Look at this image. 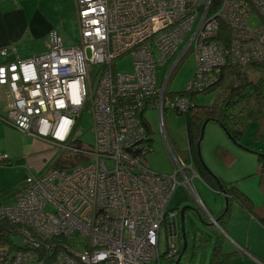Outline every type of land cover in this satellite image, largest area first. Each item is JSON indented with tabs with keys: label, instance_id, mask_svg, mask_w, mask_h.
I'll use <instances>...</instances> for the list:
<instances>
[{
	"label": "built area",
	"instance_id": "1",
	"mask_svg": "<svg viewBox=\"0 0 264 264\" xmlns=\"http://www.w3.org/2000/svg\"><path fill=\"white\" fill-rule=\"evenodd\" d=\"M76 8V44L51 31L44 52L0 64V85L12 99L1 119L85 155L84 164L31 174L12 203L0 202V221L19 225L20 242L29 246L0 245V264L175 263L180 212L170 202L178 185L193 189L200 176L174 149L164 123L166 109L186 113L192 102L167 86L188 53L196 66L185 92L210 89L227 64L264 61V0H76ZM253 15L261 18L257 26L248 22ZM11 51L17 49H0L3 56ZM127 54L133 70L119 71ZM149 107L160 109L172 173L147 163ZM86 113L94 135L87 147L75 138ZM8 159L0 155V165ZM41 247L49 256L40 255Z\"/></svg>",
	"mask_w": 264,
	"mask_h": 264
},
{
	"label": "rangeland",
	"instance_id": "2",
	"mask_svg": "<svg viewBox=\"0 0 264 264\" xmlns=\"http://www.w3.org/2000/svg\"><path fill=\"white\" fill-rule=\"evenodd\" d=\"M62 21V19L59 20V25L62 24ZM248 22L252 26H257L261 22V18L258 15H253L249 18ZM68 32L69 34L65 44L69 46L76 44L80 38L78 23L76 27L75 24L74 26L72 25ZM35 49L36 47H33L32 50ZM181 51L182 50H180L179 53ZM195 66V56L192 53H188L173 72L168 84V89L172 92L185 91L189 81L194 75ZM116 68L119 71H132V56L128 54L124 56L119 60ZM168 68L169 64L161 67L159 69V76L164 78ZM247 72L251 77L257 78L258 72L255 67L247 68ZM230 78H234V75L230 74ZM227 91L228 89L224 88L221 89L220 92L219 90H213L207 93H200L196 96L195 103L197 105H210L216 100L219 93L224 96L227 94ZM4 114L2 113V115ZM143 116L151 129L150 137L152 138L151 145L153 147L146 156L147 163L150 168L157 173H172L174 170L173 156L166 144L165 134L162 131L160 109L158 107H149L143 112ZM164 123L176 147L180 150L187 149L186 113H178L173 108L166 109L164 113ZM261 125L262 129L260 130ZM91 128L92 117L89 113H86L82 122L78 123L75 134V138L85 147L93 145L94 143V135ZM263 130L264 119H262L261 124L259 121L252 122L246 127L242 138L234 142L218 121L210 120L206 126L204 137L201 142L202 158L205 167L210 170L209 172L213 173L225 183H234L251 198L255 206L259 207L264 204V190L261 186L258 172L260 153L264 155V138L261 136L264 134L262 132ZM21 135L24 136L22 132ZM22 136L17 135V138L20 144L23 145L24 140ZM37 141L36 147L32 148L30 151V159L26 162L30 169L29 175H38L52 167H61V163L66 164L62 166L67 168L85 163V161L82 160H77L75 164L63 162V158L66 157L65 153L67 151L49 141H41L40 139ZM218 146H222L232 153L234 156L233 160L227 161L220 157L217 153ZM9 163L10 161L8 160L3 165H8ZM192 187L193 189L184 184L178 185L170 202V206L174 207V209L179 212L184 205L192 207L188 208L185 212L187 248L184 251L181 264H210L218 230L226 237L235 235L233 233L235 230L237 235L243 237L245 244L247 242V237H249L250 245L255 249L254 252L257 255L237 253L232 257L229 264H264V226L256 219L253 220L252 215L235 199L231 200L229 207L228 222L230 226L227 227L226 225V230L220 225L217 226L212 222L207 210L209 209L215 215L223 211L227 202L226 196L219 192L218 186L213 188L201 177L193 178ZM12 202L13 200H8L6 203ZM203 205H205L207 210ZM202 217L207 220H203ZM180 221L179 215V232L181 234ZM251 222L253 223L251 224ZM198 230H204L211 236L209 242L204 246H195V232ZM160 239V249L164 252L166 249L164 229L161 231ZM225 240V249L227 251L233 250L232 248L234 246L230 245V240ZM162 263L174 264L173 262L167 261L165 258H162Z\"/></svg>",
	"mask_w": 264,
	"mask_h": 264
},
{
	"label": "trees",
	"instance_id": "3",
	"mask_svg": "<svg viewBox=\"0 0 264 264\" xmlns=\"http://www.w3.org/2000/svg\"><path fill=\"white\" fill-rule=\"evenodd\" d=\"M222 28H225V25H222ZM249 67L256 68V71L258 72L257 78H253L248 74L247 68ZM230 74H233L234 78H230ZM224 88L228 89L227 94L222 96V94L219 93L218 97L212 104L197 105L195 103V98L198 94L207 93L213 90H219L220 92L221 89ZM168 92L169 91H167V93ZM177 93L181 95H187L192 102V105L186 112L188 148L185 150L178 149L170 137L171 143L174 149L184 160L187 162H192L196 172L201 178H203V180H205L213 188L221 183L227 193L226 195L228 198V204L226 202V206L223 211L215 215L208 209L209 213L216 219L218 218L219 225L226 230L225 226L228 223L230 202L232 199H235L244 207L247 212L252 215L254 219L264 226V204L260 207L255 206L251 198L245 192L240 190L234 183H225L213 173L209 172L210 170L205 167V164L201 157H199L197 150L202 126L206 119L218 121L226 130V132L230 134L236 141L242 138L246 127L250 123L259 121L261 124L262 119H264V61L253 62L244 66L237 64H227L223 68L220 81H218V83L212 86L210 89H207L203 92L183 91ZM145 124L148 131L151 133V129L147 121ZM261 129L262 125L260 130ZM262 132L264 133V130ZM261 136L264 138V134ZM217 153L220 157L227 161H231L234 158L233 154L222 146L217 147ZM65 154L66 157L63 158V162H71L72 164H75L77 160L84 161L85 159L84 153L66 152ZM62 165L66 164L61 163V167H63ZM258 172L260 176V183L264 190V155H260L259 157ZM13 193L14 191L11 189H1L0 202H2L3 199L8 198ZM202 219L207 220L204 217H202ZM195 233V246H204L207 242H209L210 236L206 231L198 230ZM21 239L22 237L20 235L19 225L10 222L9 220L0 221V245H9L12 249L16 250L29 248L28 245H24L20 242ZM224 242L225 236L221 231L218 230L215 244L213 246L210 264H229L232 257L237 254V251H226ZM183 243L184 241L181 232L179 237L178 257L183 251ZM53 249L57 251L59 250V247L56 246ZM39 251L41 252L40 255L42 257L49 256L46 253V248L41 247L39 248ZM182 257L180 258L179 264H181Z\"/></svg>",
	"mask_w": 264,
	"mask_h": 264
},
{
	"label": "crops",
	"instance_id": "4",
	"mask_svg": "<svg viewBox=\"0 0 264 264\" xmlns=\"http://www.w3.org/2000/svg\"><path fill=\"white\" fill-rule=\"evenodd\" d=\"M61 19L63 21L59 25ZM77 23L76 0H19L17 3L12 0H0V49L4 47L17 49L16 52L11 51L7 56L0 53V64L44 52L51 31H56L65 43L69 34L68 30L74 24L76 27ZM33 47L36 49L32 50ZM11 102L9 90L0 85V115L6 113ZM21 132L0 117V155L8 154L10 161L8 165H0V190L8 188L14 191L8 198L3 199L4 203L8 200L14 201L15 194L30 176V169L26 163L30 159V151L36 147L38 139L44 141L23 132L24 136H22ZM17 135L22 136L23 145L20 144ZM252 219L255 220L253 217ZM229 226L228 222L227 227ZM233 233L235 235L230 237L224 235L225 239L230 240V245L234 246L231 251L255 256V249L251 247L249 237L246 236L245 244L241 235H237L235 230ZM194 239L196 241V236Z\"/></svg>",
	"mask_w": 264,
	"mask_h": 264
},
{
	"label": "water",
	"instance_id": "5",
	"mask_svg": "<svg viewBox=\"0 0 264 264\" xmlns=\"http://www.w3.org/2000/svg\"><path fill=\"white\" fill-rule=\"evenodd\" d=\"M210 121V119H206L203 123V126H202V130H201V136L199 138V141H198V145H197V150H198V155L199 157H201L202 161L204 162L203 158H202V154H201V142H202V139L204 137V133H205V129H206V126L208 124V122ZM230 138L234 141V142H237L230 134H229ZM260 155H263L262 153H260ZM219 187V192L220 193H223L225 196H226V201H227V204H228V198H227V193L223 187V185L221 183H219L218 185ZM188 208H192L191 206H188V205H184L181 209H180V218H181V230H182V237H183V241H184V245H183V251L181 253V255L178 257V259L175 261L174 264H179L180 263V258L182 257L183 255V252L186 250L187 248V240H186V228H185V212ZM216 222H218V218L216 219Z\"/></svg>",
	"mask_w": 264,
	"mask_h": 264
},
{
	"label": "flooded vegetation",
	"instance_id": "6",
	"mask_svg": "<svg viewBox=\"0 0 264 264\" xmlns=\"http://www.w3.org/2000/svg\"><path fill=\"white\" fill-rule=\"evenodd\" d=\"M173 262V261H172Z\"/></svg>",
	"mask_w": 264,
	"mask_h": 264
}]
</instances>
